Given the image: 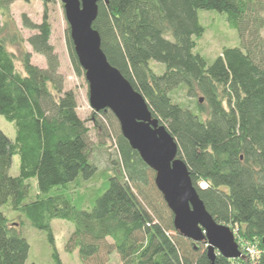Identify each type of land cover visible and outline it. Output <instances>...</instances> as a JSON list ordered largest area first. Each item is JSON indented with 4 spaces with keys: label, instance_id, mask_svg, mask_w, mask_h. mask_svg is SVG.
<instances>
[{
    "label": "trees",
    "instance_id": "obj_1",
    "mask_svg": "<svg viewBox=\"0 0 264 264\" xmlns=\"http://www.w3.org/2000/svg\"><path fill=\"white\" fill-rule=\"evenodd\" d=\"M12 2L0 0V115L14 126L12 139L0 130V264H37L26 263L29 244L21 224L27 220L44 230L53 247V218L72 223L65 249L76 248L81 264H108L111 255L118 264H212L205 240L175 229L154 170L123 136L112 111L89 105L88 116L79 115L50 42L46 12L39 22L21 13V26L31 31L24 38ZM97 4L92 27L107 60L174 138L206 210L257 251L249 254L251 262L216 253L213 263L264 264V0ZM200 9L223 14L239 39L210 61L196 48L205 29ZM24 42L44 57L43 66L31 61ZM65 42L74 72L84 76L68 24ZM177 90L193 99H176ZM91 128L100 145L113 133L116 155L102 170L91 159ZM14 154L19 162L12 175ZM91 179L100 185L81 190ZM52 257L62 264L54 247Z\"/></svg>",
    "mask_w": 264,
    "mask_h": 264
},
{
    "label": "water",
    "instance_id": "obj_2",
    "mask_svg": "<svg viewBox=\"0 0 264 264\" xmlns=\"http://www.w3.org/2000/svg\"><path fill=\"white\" fill-rule=\"evenodd\" d=\"M78 62L84 70L89 105L108 108L123 136L154 170V182L173 213L175 229L193 241L205 240L212 264L216 253L243 257L234 232L206 210L191 181L177 144L165 126L151 114L144 97L107 60L100 36L92 27L99 0H60Z\"/></svg>",
    "mask_w": 264,
    "mask_h": 264
},
{
    "label": "rangeland",
    "instance_id": "obj_3",
    "mask_svg": "<svg viewBox=\"0 0 264 264\" xmlns=\"http://www.w3.org/2000/svg\"><path fill=\"white\" fill-rule=\"evenodd\" d=\"M11 14L13 16L16 27L20 30V33L24 38L31 33L30 30L21 26L20 15L25 13L29 18L35 22L41 20L42 14L45 11L47 18L51 24V36L50 42L52 43L55 52L59 57V70L65 77V84L67 87H71L75 91L77 99V110L81 117H87L90 112V106L88 103V87L87 82L83 75H77L70 63L68 50L65 42V32L67 28V22L64 16L63 5L60 0H13L10 5ZM198 15L201 23L204 25V32L196 39V48L210 61L215 55H217L221 47L238 45L239 39L235 29L229 27L227 21L223 17V14L212 9H200ZM261 35L264 36V27L261 30ZM11 51L17 54L16 45L8 46ZM24 47L31 53V61L39 66L45 64V59L41 54L34 52L30 45L24 42ZM16 65L19 66L18 62ZM155 69L159 70L160 66L155 64ZM175 97L178 100L190 102L193 98L187 96L184 91L177 90ZM90 124L89 121H87ZM0 130H2L9 138L14 137V126L12 122L6 120L0 115ZM113 134V133H112ZM109 134L104 138V144L100 145V138L97 131L93 128L90 129V137L92 141V153L91 159L96 164L98 170H102L109 166V158L115 156V145L113 135ZM103 140V138H102ZM18 155H12L11 166L9 173L14 175L18 172ZM32 182V181H31ZM100 179H91L81 184V190L88 188H95L100 185ZM86 190V189H85ZM158 199V197H154ZM157 202V200H155ZM158 204L157 206H159ZM11 220L17 222L19 217L14 215L13 212L8 213ZM26 220V219H25ZM51 234L53 239V247L57 252L62 264H81V259L75 248L72 251L65 249V242L72 230V223L65 219L53 218L50 220ZM21 230L26 237L29 250L26 259V263L35 262L37 264H56L52 257L53 247L48 241L47 233L44 230H40L33 227L27 220L21 224ZM235 240L238 243V247L243 254V258L252 261V256L248 251L249 244L242 239L236 238L235 229H233ZM108 264H118L116 255H111Z\"/></svg>",
    "mask_w": 264,
    "mask_h": 264
},
{
    "label": "built area",
    "instance_id": "obj_4",
    "mask_svg": "<svg viewBox=\"0 0 264 264\" xmlns=\"http://www.w3.org/2000/svg\"><path fill=\"white\" fill-rule=\"evenodd\" d=\"M248 251L250 252L251 255L254 254V253H257V251L254 250V249L251 248V247H248Z\"/></svg>",
    "mask_w": 264,
    "mask_h": 264
}]
</instances>
